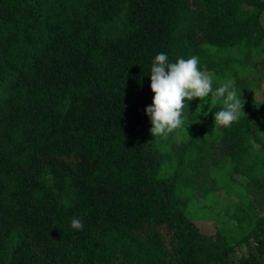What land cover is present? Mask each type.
<instances>
[{"label":"trees","instance_id":"obj_1","mask_svg":"<svg viewBox=\"0 0 264 264\" xmlns=\"http://www.w3.org/2000/svg\"><path fill=\"white\" fill-rule=\"evenodd\" d=\"M158 53L264 81V0H0V264H264V217L232 241L180 199L205 145L264 191V116L214 128L224 98L185 101L200 137L166 172Z\"/></svg>","mask_w":264,"mask_h":264},{"label":"rangeland","instance_id":"obj_2","mask_svg":"<svg viewBox=\"0 0 264 264\" xmlns=\"http://www.w3.org/2000/svg\"><path fill=\"white\" fill-rule=\"evenodd\" d=\"M210 73L213 76L214 90L226 82L222 76ZM231 81L235 82L234 87L238 93H242L247 111L262 118L264 81ZM191 113L185 112L186 118L182 128L175 130L174 134H169L167 139H158V146L166 159V172L175 169L176 155L183 146L190 151L196 150L191 142L200 137V134ZM208 146L205 145L201 151L208 154V163L197 158L192 161L195 177L182 190L181 203L187 204L188 216L203 233L222 232L232 241H237L251 229L256 219L264 217V191L250 190L247 187L248 179L241 175H233L238 183L234 184L228 180L227 174H230L231 169L224 164V160H219L214 152L209 155Z\"/></svg>","mask_w":264,"mask_h":264},{"label":"clouds","instance_id":"obj_3","mask_svg":"<svg viewBox=\"0 0 264 264\" xmlns=\"http://www.w3.org/2000/svg\"><path fill=\"white\" fill-rule=\"evenodd\" d=\"M151 91L153 101L146 107L145 113L150 117V133L153 137L167 139L169 134L183 127L185 123V101L199 99L197 110L203 108V101L211 95V102L223 99V108L213 113L214 128H228L238 122L245 101L242 93L234 87V81H226L213 89V76L199 68V58L191 56L188 59L178 58L174 63L169 62L166 53H158L150 69ZM190 126V125H189ZM188 126V127H189ZM84 224L79 217L71 219V228L83 230Z\"/></svg>","mask_w":264,"mask_h":264}]
</instances>
